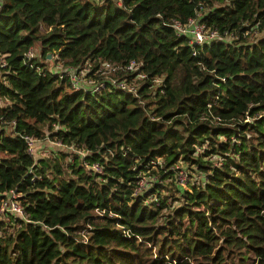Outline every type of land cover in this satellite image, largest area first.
Returning a JSON list of instances; mask_svg holds the SVG:
<instances>
[{
  "label": "trees",
  "instance_id": "obj_1",
  "mask_svg": "<svg viewBox=\"0 0 264 264\" xmlns=\"http://www.w3.org/2000/svg\"><path fill=\"white\" fill-rule=\"evenodd\" d=\"M199 7L196 47L173 23ZM10 191L0 264H264V0H0Z\"/></svg>",
  "mask_w": 264,
  "mask_h": 264
},
{
  "label": "built area",
  "instance_id": "obj_2",
  "mask_svg": "<svg viewBox=\"0 0 264 264\" xmlns=\"http://www.w3.org/2000/svg\"><path fill=\"white\" fill-rule=\"evenodd\" d=\"M116 4H119V2L116 1ZM200 12L201 11L199 7L198 11L195 14V17L188 19L183 25H180L177 22L173 23V28L175 29V31L180 35L187 36L188 44L196 47H200L201 45L208 43L209 41L216 38V35L213 32L207 30L205 26L198 21ZM24 55L26 58H32L33 51L29 49ZM126 69L134 70V64L130 62ZM99 71L102 74H109L115 71V68L110 66L109 64L104 63L101 65V67H99ZM66 76L73 90H79L80 88H82L83 85L81 83L80 74L67 72ZM121 87L123 88L122 85ZM23 140L25 143L26 153L30 156H33L36 152V141L30 137H23ZM90 169L95 173H100V169L96 164L91 165ZM180 180H182V177H180ZM17 198L18 195L13 191H10L6 196L5 200H1L0 202V214L11 213L17 216H22V208L19 206Z\"/></svg>",
  "mask_w": 264,
  "mask_h": 264
},
{
  "label": "rangeland",
  "instance_id": "obj_3",
  "mask_svg": "<svg viewBox=\"0 0 264 264\" xmlns=\"http://www.w3.org/2000/svg\"><path fill=\"white\" fill-rule=\"evenodd\" d=\"M261 34L262 33H259L258 36H260ZM50 65L51 64H48V67ZM50 67L52 68V65ZM35 147H36V156L34 158H50L54 155H57V156H60L64 159L62 166L64 165V163L67 159H69L70 161H72V160L76 161L71 154H73L75 157L82 155V153L73 151L71 149L60 146L58 143L50 142L47 140L37 141L35 144ZM183 178L185 179L184 175H183ZM188 180L191 182L192 178H188ZM187 187L188 186L186 185L185 188H187Z\"/></svg>",
  "mask_w": 264,
  "mask_h": 264
},
{
  "label": "water",
  "instance_id": "obj_4",
  "mask_svg": "<svg viewBox=\"0 0 264 264\" xmlns=\"http://www.w3.org/2000/svg\"><path fill=\"white\" fill-rule=\"evenodd\" d=\"M49 57L47 56V59H48Z\"/></svg>",
  "mask_w": 264,
  "mask_h": 264
}]
</instances>
